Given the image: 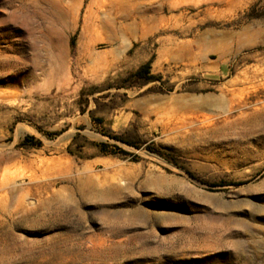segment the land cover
Returning a JSON list of instances; mask_svg holds the SVG:
<instances>
[{"label": "rangeland", "instance_id": "374dc122", "mask_svg": "<svg viewBox=\"0 0 264 264\" xmlns=\"http://www.w3.org/2000/svg\"><path fill=\"white\" fill-rule=\"evenodd\" d=\"M0 264H264V0H0Z\"/></svg>", "mask_w": 264, "mask_h": 264}, {"label": "trees", "instance_id": "16d2710c", "mask_svg": "<svg viewBox=\"0 0 264 264\" xmlns=\"http://www.w3.org/2000/svg\"><path fill=\"white\" fill-rule=\"evenodd\" d=\"M71 46L72 47L75 46V38H72ZM151 63H152V60H149L146 63L142 64L138 69H136L134 72L131 73V75L129 76V79L135 78L136 81H141L142 84L157 80L159 76L152 73ZM119 87H121V86H119ZM96 89H98V87H96ZM83 94L84 93L82 91V95ZM103 95L108 96L109 94H103ZM87 100L89 101V98ZM115 138L120 139L119 136H115ZM32 139H35V137L33 135H27L25 138L26 142H24V144H29V141H32ZM31 144L32 145H40L41 140H36V142H32ZM102 145L105 146L106 143H103ZM149 149L153 152L160 154V155H164V152H162V150H160L159 148H156V147L151 148L150 147ZM100 150L103 153H110L106 148H103V146H101ZM171 161H173L174 163L177 164V162L174 158H171ZM188 173L191 177H193V178L196 177L193 172L188 171Z\"/></svg>", "mask_w": 264, "mask_h": 264}]
</instances>
